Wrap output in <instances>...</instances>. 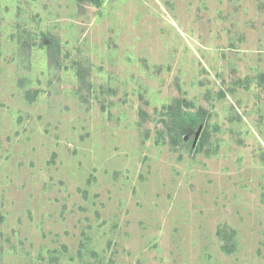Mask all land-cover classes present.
I'll return each instance as SVG.
<instances>
[{
    "label": "rangeland",
    "instance_id": "1",
    "mask_svg": "<svg viewBox=\"0 0 264 264\" xmlns=\"http://www.w3.org/2000/svg\"><path fill=\"white\" fill-rule=\"evenodd\" d=\"M0 264H264V0H0Z\"/></svg>",
    "mask_w": 264,
    "mask_h": 264
},
{
    "label": "trees",
    "instance_id": "2",
    "mask_svg": "<svg viewBox=\"0 0 264 264\" xmlns=\"http://www.w3.org/2000/svg\"><path fill=\"white\" fill-rule=\"evenodd\" d=\"M96 1V0H95Z\"/></svg>",
    "mask_w": 264,
    "mask_h": 264
}]
</instances>
